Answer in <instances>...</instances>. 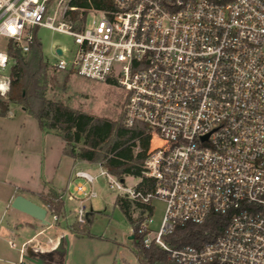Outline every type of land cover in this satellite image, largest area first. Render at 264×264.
Listing matches in <instances>:
<instances>
[{"label":"built area","instance_id":"built-area-1","mask_svg":"<svg viewBox=\"0 0 264 264\" xmlns=\"http://www.w3.org/2000/svg\"><path fill=\"white\" fill-rule=\"evenodd\" d=\"M64 1L0 0V97L9 90V43L26 55L34 28L69 36L73 50L56 46L46 62L124 91L122 125L145 126L141 178L154 182L149 191L137 188L141 178L126 187L98 165L97 176L76 170L84 182L73 185L84 197L76 222L85 221L82 204L97 196L92 185L103 176L126 200L164 204L158 230L144 212L137 235L170 262L264 264V0H112L106 10H86L78 29L65 20L75 8ZM155 138L160 145L151 148ZM211 215L228 218L212 241L165 243L175 226Z\"/></svg>","mask_w":264,"mask_h":264},{"label":"trees","instance_id":"trees-1","mask_svg":"<svg viewBox=\"0 0 264 264\" xmlns=\"http://www.w3.org/2000/svg\"><path fill=\"white\" fill-rule=\"evenodd\" d=\"M111 3L112 0H70L69 7L75 10L68 11L65 20L78 29L85 20L86 10H106L111 7ZM7 53L10 59L9 90L4 97H0V116L7 113L9 105H17L37 122L40 131L54 134L63 140V153L66 156L96 164L119 180L126 175L141 178V166L150 140L144 125L136 124L133 128H125L122 125L123 112L120 113V119L111 121L47 99V71L54 70L46 62L35 33L26 55H21L12 43L8 44ZM137 188L152 191L154 182L141 178ZM39 199L56 218L63 214V203L54 190L50 189L45 195L40 194ZM114 205L132 226V238L136 240L133 250L139 264H174L159 247H144L141 237L137 235L143 213H151V206L141 205L123 197H117ZM133 211H138L137 219L132 218ZM227 221V216L211 215L199 225H177L172 235L165 237L164 241L172 248H198L220 236ZM89 223L90 218H86L83 223L76 222L68 229L75 235L91 238L87 229ZM35 256L41 257L45 262L57 264H61L63 260V256L56 252Z\"/></svg>","mask_w":264,"mask_h":264},{"label":"rangeland","instance_id":"rangeland-1","mask_svg":"<svg viewBox=\"0 0 264 264\" xmlns=\"http://www.w3.org/2000/svg\"><path fill=\"white\" fill-rule=\"evenodd\" d=\"M64 2V4L69 5V0H65ZM51 4L54 5V2L52 1ZM33 32L41 44V50L45 60H51L53 58V48L56 46L62 47L67 51H72L74 48L72 39L64 34L52 32L42 27L34 28ZM4 44L5 40L0 39V49H2ZM5 74H9V68ZM45 96L49 100L61 102L74 110L111 121L120 119V113L123 110L125 99L124 91L115 84L100 83L51 70L47 71V90ZM10 108L18 113L13 120L5 121L7 130L2 135L0 134V179L6 180L7 182L9 181L10 183L16 181L20 183V181L24 179L26 174L20 171L17 161L20 160L21 152L24 151L25 146L33 148L32 154L36 156V159H31L33 162L31 164L34 165L36 169L38 161L41 166L42 164L45 166L44 172L48 171L53 173L54 168L52 166H47V163L50 162L54 166L52 152H55V148H53L52 152H49L47 149L43 152L40 151L39 157L37 158V151L39 150L37 147L38 144L36 143L37 140L30 138L31 140L28 145H25L24 137L22 135L19 136L18 125L22 121V111L20 107L11 104ZM25 115L26 117L22 130L25 129L26 132L32 130L31 128L37 130L36 121L28 114ZM3 122L4 121L0 119V127L3 126ZM31 142L34 144L32 145ZM53 142L56 143L57 141L55 140ZM159 145L160 142L155 138L152 140L150 147L155 148ZM80 169L92 176H97L100 172V168L97 165H91ZM44 175L46 180V175L48 174L46 173ZM27 179L30 188L37 187V189H41L46 185L39 180L40 178L37 174L32 175L31 178L28 175V178H25V180L27 181ZM71 181L68 192L75 197V200L70 202L67 201L66 198L63 199L64 211L68 224L76 223V210L79 206L78 202L84 199V197L78 196L73 191L74 184L84 182L79 179H74L73 177ZM139 181V177L131 175L123 177V183L126 187H133ZM85 186L88 190L90 189L89 185ZM92 188L97 196L95 198L85 199L82 206L85 209V214H89L87 218H90L87 229L92 237L89 239L95 240H80L75 243L76 249L81 254L87 253L88 257L96 256L97 258H95L94 264H139L133 250L136 240L133 238L129 239L133 235L132 226L126 221L118 207L114 205L116 198L122 197V195L117 191L110 190L103 176H98L95 179ZM151 208V213H145L144 216H149L152 219L153 223L150 225V228L153 231H157L163 216L164 204L160 200L154 199L151 201ZM1 213L0 211V216ZM90 213L92 214L90 215ZM131 215L134 219L139 217L138 211H133ZM47 218L51 227L54 228L55 221L53 217L47 216ZM63 219L62 222L64 221ZM5 222L6 221L3 219L0 224V264H18L19 248L23 239L21 234L25 233V231L24 229L18 231L17 236L10 235ZM12 228H14L13 225ZM27 232L28 231H26V233ZM31 234V231L27 233L28 236H31ZM33 253L37 255V253ZM21 263L31 264L24 260H22Z\"/></svg>","mask_w":264,"mask_h":264},{"label":"crops","instance_id":"crops-1","mask_svg":"<svg viewBox=\"0 0 264 264\" xmlns=\"http://www.w3.org/2000/svg\"><path fill=\"white\" fill-rule=\"evenodd\" d=\"M19 107V106H18ZM21 109V119L22 121L19 123V136L24 137V144L28 145L29 141L32 138L33 140H37L38 144V151H37V158L39 157V152L44 151L47 149L49 152L53 151V148H55V152H52V159L54 158V166L52 163H47V166H52L54 168L53 173L51 172H44L45 166L42 164L40 165V162L37 161L38 165L36 164L37 169L32 165L31 159H36V156L32 154V147L25 146L24 151L21 152L20 160L17 161V164L19 165V169L22 173L26 174L24 176V179L20 181V183L16 182H7L6 180L0 179V224L1 221L4 219L6 222V228L9 231L10 235L17 236L18 231H22L24 229L25 233H22V241L20 243L19 248V263L22 264V256L25 253L27 248H31L33 252L37 254H47L52 253L53 250L58 245L59 239L62 238V236H67L68 240V249L66 257H63L61 264H94L95 263V257H88L87 253L81 254L76 249V244L80 240L87 239L88 241H94L93 239H89L85 236H79L71 233L69 231V226L71 224H68L66 221V214L64 211V201L63 199L71 195L69 194V187L71 186V180L73 177V173L76 170L84 171L80 168L89 167L91 165L96 164H90L84 161H78L74 160L69 156H66L63 153L64 149V142L61 138L58 136L48 133L45 134L42 131L39 130L37 125V130H30L29 132H26L24 127V121L26 117L25 111L20 107ZM16 112L14 109L10 108V105L8 107V111L4 116H0V119H2L3 126L0 127V134L2 135L6 130V122L5 121H11L15 118ZM37 124V122H36ZM25 131V132H24ZM38 131V132H37ZM57 141L56 143L53 141ZM48 141V142H47ZM32 143V142H31ZM34 143H32L33 145ZM46 144V146H45ZM32 154V155H31ZM13 163V162H12ZM56 164V165H55ZM42 168V170H41ZM86 172V171H84ZM30 173V174H29ZM46 180H45V175ZM39 175V180L42 181L44 184L43 188L37 189V187L30 188L29 181L25 180V178L29 177L31 178L32 175ZM45 181H44V180ZM54 190L57 194H59L60 199L63 203V214L60 217L56 218L54 228L51 227V224L48 221L47 216L53 217V215L45 208V206L41 203L39 196L40 194H47L49 190ZM16 195H21L24 198L30 200L31 202L41 206L42 208L46 209V216L45 219L49 223V225L45 226L40 224L39 222L33 220L29 216L22 214L18 211H15L10 208V202ZM72 196V195H71ZM73 197V196H72ZM75 197H73L72 200L67 201H74ZM79 203V202H78ZM92 213H90L91 215ZM89 216V214H86V218ZM55 217V216H54ZM64 218V219H63ZM62 219L64 220L62 222ZM10 222V223H9ZM12 225L14 228H12ZM24 226V227H23ZM26 231L32 232L31 236H28ZM129 239H132L131 237ZM98 241V240H96ZM86 255V256H85ZM21 261V262H20ZM53 264H57L56 262H53ZM114 264V263H112Z\"/></svg>","mask_w":264,"mask_h":264},{"label":"water","instance_id":"water-1","mask_svg":"<svg viewBox=\"0 0 264 264\" xmlns=\"http://www.w3.org/2000/svg\"><path fill=\"white\" fill-rule=\"evenodd\" d=\"M56 53L57 55H60L61 54L60 49H56ZM120 183H123V179H120ZM9 206L11 209L29 216L30 218L39 222L42 225L45 226L49 225V223L45 219L46 209L31 202L30 200L24 198L21 195L14 196ZM67 249H68V240H67V236L64 235L62 236V238L59 239L58 245L53 250V252L59 253L63 257H65L67 254ZM22 259L31 264H53L51 261L45 262L41 257L35 256L31 248L26 249L25 253L22 256Z\"/></svg>","mask_w":264,"mask_h":264}]
</instances>
